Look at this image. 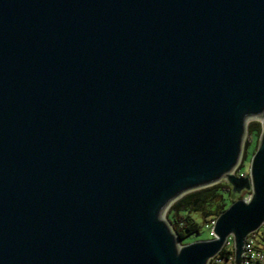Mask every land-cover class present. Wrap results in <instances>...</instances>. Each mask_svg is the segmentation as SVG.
<instances>
[{"label":"water","instance_id":"1","mask_svg":"<svg viewBox=\"0 0 264 264\" xmlns=\"http://www.w3.org/2000/svg\"><path fill=\"white\" fill-rule=\"evenodd\" d=\"M222 178L251 197L179 247L167 207ZM263 223L264 0H0V264H240Z\"/></svg>","mask_w":264,"mask_h":264},{"label":"trees","instance_id":"2","mask_svg":"<svg viewBox=\"0 0 264 264\" xmlns=\"http://www.w3.org/2000/svg\"><path fill=\"white\" fill-rule=\"evenodd\" d=\"M262 133V125L259 122H251L249 124V135L245 145V152L243 156V163L239 168V172L243 170L245 165L244 161L248 154V146L252 136L260 139ZM250 198L252 192H247ZM243 197L242 199H244ZM237 199V198H236ZM232 187L228 183H220L209 188L201 189L185 195L178 200L172 207L170 215H173V225L176 229L177 236L181 239L182 243H188V238L191 235L201 234L204 228L210 232L213 229L217 219L228 208L236 202ZM246 199V198H245ZM211 228V229H210ZM264 241V238H263ZM235 254V248L230 245L224 246L221 252L210 261L209 264H218V258L227 261L230 260Z\"/></svg>","mask_w":264,"mask_h":264},{"label":"rangeland","instance_id":"3","mask_svg":"<svg viewBox=\"0 0 264 264\" xmlns=\"http://www.w3.org/2000/svg\"><path fill=\"white\" fill-rule=\"evenodd\" d=\"M251 122H259L261 123L260 121L258 120H251V121H248L247 122V133H246V137H245V141H244V145H243V152H242V156H241V160H240V163L238 164V166L236 167V169L233 171V173L237 176H242V177H248L250 175V170H251V162H252V158L254 156V154L256 153L258 147H259V143H260V139H258L256 136H252L251 137V140H250V143H249V146H248V154H247V157L244 161L245 165L243 167V170L241 172H239V168L241 167L242 163H243V156H244V152H245V145H246V141L248 139V135H249V124ZM262 125V124H261ZM263 129V127H262ZM220 183H228L227 179L226 178H222L212 184H208V185H205V186H202V187H199V188H196V189H193V190H190L184 194H182L181 196L177 197L173 202H171V204L167 207L166 211H165V214H164V218H165V221L168 223V225L171 227V229L173 230L175 236H176V239H177V242H178V245L181 247L182 245H186V244H189V243H193V242H196V241H206V240H209V239H212L211 236H210V232L207 228H204L202 230V233L201 234H195V235H191L189 238H188V243L186 242H183L181 241V239L177 236L176 234V229H175V226L173 225L172 222H174V218H173V215H170V212H171V209L173 207V205L178 201L180 200L181 198H183L185 195L189 194V193H192V192H195V191H198V190H201V189H205V188H209L211 186H214V185H217V184H220ZM229 184V183H228ZM243 197H245L247 200L249 199L248 197V194H247V191H244L242 194H234V199H236V201L242 199ZM211 229V228H210ZM212 230L211 229V235H212ZM213 236V235H212ZM252 236H254V239L257 243V245H259L262 241V231H259L258 233L256 234H252ZM227 242H230L234 248L236 247L235 245V240H234V237L231 236L229 237L228 241ZM226 242L225 246L228 245V243ZM215 258V257H214ZM213 258V259H214ZM209 264V263H208Z\"/></svg>","mask_w":264,"mask_h":264},{"label":"built area","instance_id":"4","mask_svg":"<svg viewBox=\"0 0 264 264\" xmlns=\"http://www.w3.org/2000/svg\"><path fill=\"white\" fill-rule=\"evenodd\" d=\"M259 231H262V241L259 245H257L254 236L252 234H256ZM248 236L245 241L243 252L240 258V264H264V223L261 225L259 230L255 233H252ZM230 245V242H227ZM218 264H223L226 261L224 259L218 258ZM228 264H236V255L232 256L230 260L227 261Z\"/></svg>","mask_w":264,"mask_h":264},{"label":"bare ground","instance_id":"5","mask_svg":"<svg viewBox=\"0 0 264 264\" xmlns=\"http://www.w3.org/2000/svg\"><path fill=\"white\" fill-rule=\"evenodd\" d=\"M180 247V246H179Z\"/></svg>","mask_w":264,"mask_h":264}]
</instances>
